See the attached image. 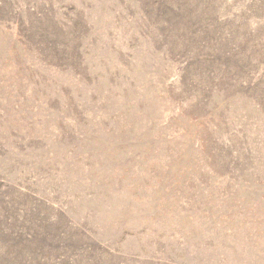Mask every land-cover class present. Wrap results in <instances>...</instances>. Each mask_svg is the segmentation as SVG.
Masks as SVG:
<instances>
[{"label":"rangeland","instance_id":"374dc122","mask_svg":"<svg viewBox=\"0 0 264 264\" xmlns=\"http://www.w3.org/2000/svg\"><path fill=\"white\" fill-rule=\"evenodd\" d=\"M0 264H264V0H0Z\"/></svg>","mask_w":264,"mask_h":264}]
</instances>
